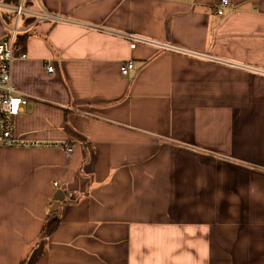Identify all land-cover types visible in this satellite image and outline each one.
<instances>
[{
  "label": "crops",
  "instance_id": "1",
  "mask_svg": "<svg viewBox=\"0 0 264 264\" xmlns=\"http://www.w3.org/2000/svg\"><path fill=\"white\" fill-rule=\"evenodd\" d=\"M38 1L209 58L23 18L16 135L74 153L0 148V264H264V0Z\"/></svg>",
  "mask_w": 264,
  "mask_h": 264
},
{
  "label": "built area",
  "instance_id": "2",
  "mask_svg": "<svg viewBox=\"0 0 264 264\" xmlns=\"http://www.w3.org/2000/svg\"><path fill=\"white\" fill-rule=\"evenodd\" d=\"M37 6L29 5L28 0H19L17 4L8 3L7 0H0V21L8 30L6 37L0 42V148H50V149H62L66 154L67 160H70L74 148L68 143L57 142H28L19 139L15 132V120L24 112V107L27 105V98L22 96L15 86L13 85V67L17 60L27 59V55L24 54L23 47L19 42V37L28 29L21 28L22 19L28 18L34 20L36 23H51L55 25L73 26L84 29L86 31H92L97 33L107 34L112 37H118L127 40L131 44V48L135 49L139 45L155 46L157 48L182 53L191 57H204L194 52H184L172 45H165L153 40H149L142 36H135L130 33L120 32L97 26L81 21L74 20L69 17H64L48 11L44 8L38 0H35ZM202 5H206L205 0H201ZM231 0H219L217 6L214 7L213 13L218 17H224L231 7ZM6 14L13 15V21L11 24L5 19ZM227 65H231L237 69L247 71L254 75L264 77V68L255 66L237 65L226 62ZM134 64L129 61L124 63L120 72L122 76H128L134 71ZM48 72L53 74L55 70L50 67ZM25 143H28L25 144ZM55 186H59V181Z\"/></svg>",
  "mask_w": 264,
  "mask_h": 264
},
{
  "label": "trees",
  "instance_id": "3",
  "mask_svg": "<svg viewBox=\"0 0 264 264\" xmlns=\"http://www.w3.org/2000/svg\"><path fill=\"white\" fill-rule=\"evenodd\" d=\"M21 40V43H24L25 39L21 38L19 39V42ZM73 197V196H72ZM73 199V198H72ZM61 217L56 216L51 218L50 220H48L43 228V232L45 234V244L48 243L49 239L55 234V232L59 229L60 225H61Z\"/></svg>",
  "mask_w": 264,
  "mask_h": 264
},
{
  "label": "water",
  "instance_id": "4",
  "mask_svg": "<svg viewBox=\"0 0 264 264\" xmlns=\"http://www.w3.org/2000/svg\"><path fill=\"white\" fill-rule=\"evenodd\" d=\"M65 200V194L62 191H58L54 196V203L50 208L51 213H56L59 210L60 203Z\"/></svg>",
  "mask_w": 264,
  "mask_h": 264
},
{
  "label": "rangeland",
  "instance_id": "5",
  "mask_svg": "<svg viewBox=\"0 0 264 264\" xmlns=\"http://www.w3.org/2000/svg\"><path fill=\"white\" fill-rule=\"evenodd\" d=\"M5 18H6V20H8V22H9V18H8V16H6L5 15ZM25 144H27L28 145V143H25ZM9 148H14V147H9ZM55 184H56V182H55ZM55 188H59V186L57 187V186H55ZM59 191H62V190H59ZM64 194H65V199H66V193L64 192V191H62ZM72 197V196H71Z\"/></svg>",
  "mask_w": 264,
  "mask_h": 264
},
{
  "label": "bare ground",
  "instance_id": "6",
  "mask_svg": "<svg viewBox=\"0 0 264 264\" xmlns=\"http://www.w3.org/2000/svg\"><path fill=\"white\" fill-rule=\"evenodd\" d=\"M69 196H66V198H68Z\"/></svg>",
  "mask_w": 264,
  "mask_h": 264
}]
</instances>
